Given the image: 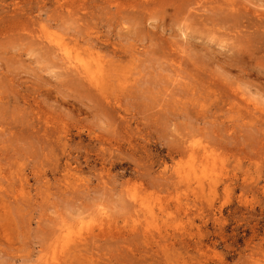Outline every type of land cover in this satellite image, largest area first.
Instances as JSON below:
<instances>
[{
	"label": "rangeland",
	"instance_id": "1",
	"mask_svg": "<svg viewBox=\"0 0 264 264\" xmlns=\"http://www.w3.org/2000/svg\"><path fill=\"white\" fill-rule=\"evenodd\" d=\"M0 264H264V0H0Z\"/></svg>",
	"mask_w": 264,
	"mask_h": 264
},
{
	"label": "bare ground",
	"instance_id": "2",
	"mask_svg": "<svg viewBox=\"0 0 264 264\" xmlns=\"http://www.w3.org/2000/svg\"><path fill=\"white\" fill-rule=\"evenodd\" d=\"M49 41L55 44L54 48H56L61 53V57L64 58L68 65H70L72 68L74 67L80 73L86 75L92 84L98 85L100 83L101 73H99V71L101 68L97 61L90 63L88 60L80 57L77 53L73 54L71 49L60 39H50Z\"/></svg>",
	"mask_w": 264,
	"mask_h": 264
}]
</instances>
